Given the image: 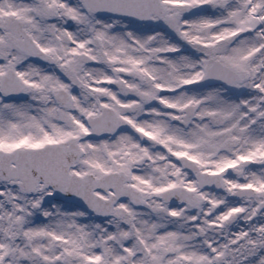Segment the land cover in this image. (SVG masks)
Listing matches in <instances>:
<instances>
[{"label": "snow or ice", "instance_id": "obj_1", "mask_svg": "<svg viewBox=\"0 0 264 264\" xmlns=\"http://www.w3.org/2000/svg\"><path fill=\"white\" fill-rule=\"evenodd\" d=\"M0 264H264V0H0Z\"/></svg>", "mask_w": 264, "mask_h": 264}]
</instances>
